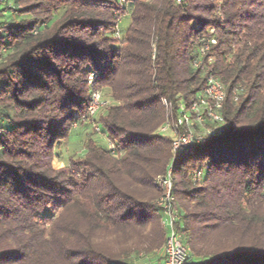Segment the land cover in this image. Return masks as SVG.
Wrapping results in <instances>:
<instances>
[{"label":"trees","instance_id":"trees-1","mask_svg":"<svg viewBox=\"0 0 264 264\" xmlns=\"http://www.w3.org/2000/svg\"><path fill=\"white\" fill-rule=\"evenodd\" d=\"M8 2L0 15V264H159L166 232L155 183L171 164L185 264H264V0ZM209 75L225 88L224 123L173 155L157 133L169 118L162 102L175 118ZM93 89L110 104L88 120ZM83 126L92 131L83 155L54 169L55 147Z\"/></svg>","mask_w":264,"mask_h":264},{"label":"built area","instance_id":"built-area-1","mask_svg":"<svg viewBox=\"0 0 264 264\" xmlns=\"http://www.w3.org/2000/svg\"><path fill=\"white\" fill-rule=\"evenodd\" d=\"M119 4L121 8H124L125 0H119ZM7 7H9L8 0H0V15ZM210 34H213L212 30H210ZM114 36L120 38L118 29ZM209 43L213 45L215 41L210 38L206 43H203L200 49L201 54H204L208 50ZM199 66L200 61L195 60L193 67L196 68ZM94 79L95 75L90 74L87 78V84L93 86ZM237 91H233L232 98L234 101L238 100ZM224 101L225 88L223 84L219 79L209 75L206 78L203 89L190 105L185 106L182 102L178 104L175 118H171V105L165 101L162 102L169 118L157 130V133L170 139L173 155L193 148L217 133L219 127L224 123L222 115ZM106 106L107 102L101 99L100 91L93 89L84 118L92 120L98 114V111ZM73 126L75 127V124ZM92 129L102 138L106 150L113 154L115 144L102 134L101 126L93 123ZM201 176V171L196 170L192 174V179L196 181ZM155 184L161 192L157 205L162 214L161 225L166 232L165 241L161 249L162 258L159 264H185L189 257V251L176 230L178 211L175 196L173 195L172 164L166 170L165 174L156 180Z\"/></svg>","mask_w":264,"mask_h":264},{"label":"rangeland","instance_id":"rangeland-1","mask_svg":"<svg viewBox=\"0 0 264 264\" xmlns=\"http://www.w3.org/2000/svg\"><path fill=\"white\" fill-rule=\"evenodd\" d=\"M5 19L6 18H3V22L5 21ZM129 24H130V17L129 15L126 14L118 22L119 32L121 31L124 33L127 30ZM100 93H101V99L107 102V106H108L110 104V101L108 100L107 95L104 93V91H100ZM100 111L101 110H99L98 113ZM91 132H92L91 128L87 126L75 128L74 130L71 131L68 141L63 143H58V145L55 147L54 153L59 157H56L53 160L54 169H61L65 167L70 157L75 159L83 155L84 144L87 138L92 137ZM93 138L96 139L97 137L93 136ZM46 214L47 216H50L51 212L48 211ZM154 261L155 262L152 264H157L156 262L158 260H154Z\"/></svg>","mask_w":264,"mask_h":264},{"label":"crops","instance_id":"crops-1","mask_svg":"<svg viewBox=\"0 0 264 264\" xmlns=\"http://www.w3.org/2000/svg\"><path fill=\"white\" fill-rule=\"evenodd\" d=\"M161 258H162V253H161V251H160V253H159V262H158V263H160Z\"/></svg>","mask_w":264,"mask_h":264},{"label":"water","instance_id":"water-1","mask_svg":"<svg viewBox=\"0 0 264 264\" xmlns=\"http://www.w3.org/2000/svg\"><path fill=\"white\" fill-rule=\"evenodd\" d=\"M215 135H216V134H215ZM215 135H214V136H215Z\"/></svg>","mask_w":264,"mask_h":264}]
</instances>
